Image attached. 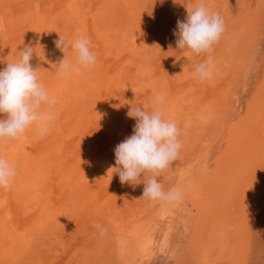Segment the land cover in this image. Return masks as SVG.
<instances>
[{
    "label": "bare ground",
    "instance_id": "1",
    "mask_svg": "<svg viewBox=\"0 0 264 264\" xmlns=\"http://www.w3.org/2000/svg\"><path fill=\"white\" fill-rule=\"evenodd\" d=\"M196 3L0 0V70L36 48L30 63L57 100L45 137L32 125L0 143L17 169L0 189V264H247L264 193V95L245 118L239 90L264 66V0H204L225 32L199 55L178 49L174 35ZM59 35L90 38L96 64L80 66L70 46L62 52ZM65 54L73 71L60 76ZM202 62L210 78L196 74ZM130 104L180 129L179 157L158 177L165 191L181 190L179 202L142 198L150 172L133 186L109 171L133 134Z\"/></svg>",
    "mask_w": 264,
    "mask_h": 264
},
{
    "label": "clouds",
    "instance_id": "2",
    "mask_svg": "<svg viewBox=\"0 0 264 264\" xmlns=\"http://www.w3.org/2000/svg\"><path fill=\"white\" fill-rule=\"evenodd\" d=\"M186 11V20H178V31H174L177 48L190 49L197 55L211 53L225 32L224 20L219 13L210 11L204 0H198L193 7H186ZM59 36L60 39L55 42L57 48L65 53V49L70 46L76 52L80 66L89 68L96 64L97 55L92 50L94 45L90 38L66 41ZM35 49L30 45L25 46L20 50L16 62H9L0 70V114L6 115L5 119H0V143L20 138L32 125L37 126V133L42 138L50 131V124L54 120V113L50 109L56 105L57 100L39 82L40 70L34 69L30 63L33 54H38ZM57 65L60 76L73 71V65L66 54ZM196 74L201 79H207L211 77L212 69L202 62L196 66ZM163 101V95L157 97L158 103ZM45 105L48 110L44 109ZM127 116L136 121L133 134L115 147V166L109 171L116 169L121 184L133 186V181L150 172L152 177L143 183L142 198L179 202L182 198L181 190L174 187L165 191L163 181L158 180V177L179 157L180 129L174 121L162 118L160 111H149L146 104H130ZM16 176V167L0 155V189L7 190ZM93 226L101 235L107 232L106 227L98 222H94Z\"/></svg>",
    "mask_w": 264,
    "mask_h": 264
},
{
    "label": "rangeland",
    "instance_id": "3",
    "mask_svg": "<svg viewBox=\"0 0 264 264\" xmlns=\"http://www.w3.org/2000/svg\"><path fill=\"white\" fill-rule=\"evenodd\" d=\"M262 39H263L262 45H264V34H262ZM249 76H251V74H249ZM263 76H264V66L261 67V69L257 75L251 76L253 79L248 82L249 85H248V88L246 87L247 89L243 88V89L239 90L241 93V96H240L241 98L239 101V112L242 113V115L245 116V118H248V116H249L248 113L252 114L254 109L257 107L258 101L256 102V100L258 99V97L264 95V85H263L264 84L263 83L264 77ZM249 80H250V77H249ZM259 86H260V88H259ZM259 89L262 91V93ZM247 91L248 92L250 91L251 94L248 93ZM259 94H260V96H259ZM238 123H239V121H238ZM236 130H237V128H236ZM262 186H263L262 188L264 189V180L262 182ZM259 205H260L259 209L257 210L258 212L256 213V216L253 219L254 224H253V227L251 229V234H250L251 243H250L249 248H248L247 264H264V193H263L262 201ZM157 260H158V262L155 261L156 264L164 263L163 262L164 259L162 257L158 258ZM159 260H161V261H159Z\"/></svg>",
    "mask_w": 264,
    "mask_h": 264
}]
</instances>
